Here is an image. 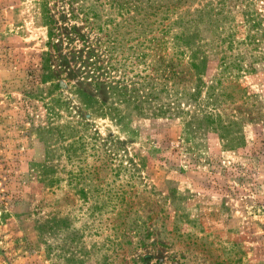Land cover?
Segmentation results:
<instances>
[{
	"label": "rangeland",
	"instance_id": "rangeland-1",
	"mask_svg": "<svg viewBox=\"0 0 264 264\" xmlns=\"http://www.w3.org/2000/svg\"><path fill=\"white\" fill-rule=\"evenodd\" d=\"M115 1L0 0V264H264V0L171 13L199 74Z\"/></svg>",
	"mask_w": 264,
	"mask_h": 264
},
{
	"label": "trees",
	"instance_id": "trees-1",
	"mask_svg": "<svg viewBox=\"0 0 264 264\" xmlns=\"http://www.w3.org/2000/svg\"><path fill=\"white\" fill-rule=\"evenodd\" d=\"M187 0H147V7L150 9V16L155 17L157 20L152 21V23L150 25H155L156 27L160 26L162 24V22L167 21L166 23L164 22L162 24V27L159 31L163 32V33H168L169 31H171V28L174 25L180 26L182 29L180 31H178L174 36H173V47H177L178 49V53L179 56L181 58H184L185 56H187L188 58V65L189 67L194 70V72H196V74L200 73V67L201 64L204 66L203 64V59H199L198 58V51L196 49L193 48V46L195 45L194 43V37L195 32H187L186 30L188 29V27H190V25H192L197 19L196 18H188L186 17V15L181 14L182 12L179 13V15L177 16V18L175 20H173L172 22H168V20L170 19V15L171 13H175L180 5L186 3ZM113 5L117 6L119 9L123 8V6L120 5V3H117L115 0H113ZM121 6V7H120ZM189 25V26H188ZM152 29L154 30L155 27ZM156 30V29H155ZM154 30V31H155ZM156 40V37H152L150 39L149 42H154V46L156 47L157 45H159L163 40H158V41H154ZM168 39H166L167 42ZM184 47L183 49L180 47ZM194 95V94H193ZM82 100L83 99H87V97L81 95ZM88 105L90 104L89 102L87 103Z\"/></svg>",
	"mask_w": 264,
	"mask_h": 264
}]
</instances>
